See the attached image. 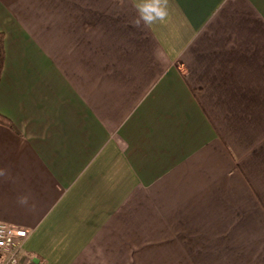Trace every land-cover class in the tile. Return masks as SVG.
Masks as SVG:
<instances>
[{
	"label": "crops",
	"instance_id": "crops-1",
	"mask_svg": "<svg viewBox=\"0 0 264 264\" xmlns=\"http://www.w3.org/2000/svg\"><path fill=\"white\" fill-rule=\"evenodd\" d=\"M137 2L0 0L19 264H264V0Z\"/></svg>",
	"mask_w": 264,
	"mask_h": 264
},
{
	"label": "built area",
	"instance_id": "built-area-1",
	"mask_svg": "<svg viewBox=\"0 0 264 264\" xmlns=\"http://www.w3.org/2000/svg\"><path fill=\"white\" fill-rule=\"evenodd\" d=\"M27 237V230L0 222V264H19V253Z\"/></svg>",
	"mask_w": 264,
	"mask_h": 264
},
{
	"label": "clouds",
	"instance_id": "clouds-1",
	"mask_svg": "<svg viewBox=\"0 0 264 264\" xmlns=\"http://www.w3.org/2000/svg\"><path fill=\"white\" fill-rule=\"evenodd\" d=\"M137 17L134 26H151L163 23L168 16L169 0H138L135 5ZM21 205H27L28 197L19 198Z\"/></svg>",
	"mask_w": 264,
	"mask_h": 264
},
{
	"label": "trees",
	"instance_id": "trees-1",
	"mask_svg": "<svg viewBox=\"0 0 264 264\" xmlns=\"http://www.w3.org/2000/svg\"><path fill=\"white\" fill-rule=\"evenodd\" d=\"M4 33L0 31V77L3 70L5 51H4ZM0 125L8 128H13L11 121L0 113Z\"/></svg>",
	"mask_w": 264,
	"mask_h": 264
}]
</instances>
